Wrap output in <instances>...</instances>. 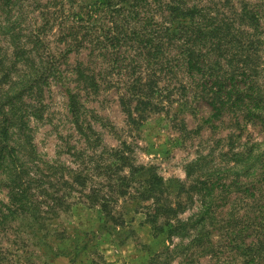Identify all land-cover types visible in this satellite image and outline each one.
<instances>
[{"label": "trees", "instance_id": "trees-1", "mask_svg": "<svg viewBox=\"0 0 264 264\" xmlns=\"http://www.w3.org/2000/svg\"><path fill=\"white\" fill-rule=\"evenodd\" d=\"M237 14L238 18H232L231 13L224 14L215 6L190 0H47L44 6L41 0H0V42L5 43L0 47V187L7 189L8 201L0 202V235L10 230L20 232L32 246L44 251L50 235L45 224L70 197V193H60L62 187L71 186L64 174L56 180L53 174L55 168L68 167L38 158L27 125L29 117H39L40 89L48 86L49 78L58 82L64 79L61 85L66 90L72 123L86 138V148L70 149L72 162L78 165V169L65 173L72 177L70 183L86 187L79 168H88L98 147L96 141L91 144L85 131L92 132L90 124L83 122L85 108L81 102L82 94L94 95L99 90L94 69L77 62L61 71L59 64H53L56 58L46 44L48 34L55 31L56 41L63 46L58 53L61 58L87 50L90 60H110L120 63L123 72L128 71L126 79L131 78L125 81V97H120L128 124L135 125L144 112L162 107L160 97L166 92L159 83L182 70L198 76L199 83L193 86L201 85L212 119L229 113L241 128L238 117L246 124L264 123V86L259 83L264 61L258 28L249 24L255 20L254 14L245 7ZM8 49H12L11 59ZM212 55L214 63L210 62ZM62 72L71 78H64ZM68 82L76 85L69 88ZM25 97L36 104L26 105ZM127 150L121 143L106 154L113 163H103L104 168H117L107 179L110 182L112 178L107 194L112 197L102 192L106 188L103 185L86 195L92 205H100L102 228L116 219L108 210L113 194L119 195L116 184L125 188L137 184L135 192L148 203L145 218L152 232L159 235L167 229L168 239L179 240L171 250L152 257L149 264H164L167 256H182L180 264H196L206 256L210 264H264L262 161L258 162L262 170L257 180L249 184L233 180L228 185L216 171L196 176V161L186 167L190 185L186 188L182 184L171 200L162 178L152 168L131 165ZM236 155L239 163H248L244 171L250 172L257 163L250 161V155ZM124 168H128L126 174L122 173ZM43 178L56 182V186L51 184L50 188ZM232 192L246 194L230 201ZM193 199L198 203L197 212L186 220L179 219ZM214 234L219 239L215 242ZM250 237L253 242H246ZM4 254L0 249V264L6 260Z\"/></svg>", "mask_w": 264, "mask_h": 264}, {"label": "rangeland", "instance_id": "rangeland-1", "mask_svg": "<svg viewBox=\"0 0 264 264\" xmlns=\"http://www.w3.org/2000/svg\"><path fill=\"white\" fill-rule=\"evenodd\" d=\"M46 1L41 0L42 6ZM190 2L215 6L224 14L231 13L232 18H238L237 13H240L243 7L251 11L256 22L249 21V24L252 28L256 24L258 28L263 42L261 62L264 61V0ZM244 29L249 30L246 26ZM46 44L55 55L56 62L53 64H59L61 71L69 70L77 62L94 69L99 90L94 95L82 94L81 102L85 108L83 122L90 124L92 132L85 131L91 138V144L96 141L98 147L94 149L95 156L88 163V168H79L86 178V187L81 188L70 183L72 177H67L65 173L78 169L75 168L78 166L77 161L72 162L70 154L73 151L70 149L86 148V138L83 133L76 131L72 123L67 108L66 90L61 85L64 79L58 82L57 79L49 78L48 86L42 85L40 89L39 117H29L27 125L31 130V142L38 158L52 165L68 167L55 168L53 174H56L55 180L60 177V173L64 174V180H68L71 186L62 187L60 193H70V197L65 207L58 209V214L50 217L45 224L50 235L46 239L48 248L44 251L32 246L20 232L10 230L5 235H0V249L5 253L6 259L3 264H149L152 257L166 252L165 249L171 250L179 243L177 238L168 239L167 229L159 235L152 232L145 218L148 203L143 202L135 192L137 184H129L128 188L116 184L119 195L113 194L108 208L116 219L101 227L104 217L100 205H92L87 201L86 195L92 192L94 194V190H100L102 185L107 188L102 189V192L106 195L110 193L108 185L112 183V178L110 182L107 179L115 174L117 168H104L106 165L103 163H113V158L110 160L106 154L117 150L123 142L128 147L130 164L139 168H152L154 173L162 178L168 195L173 200L182 184H185L186 188L190 185L191 180L186 177V167L196 161H199L195 166L196 176L202 175L203 172L216 171L226 185L233 180L249 184L258 179L262 170L258 162L262 161L264 167V123L251 121L246 124L238 117L241 124L239 128L229 113L212 119L211 109L203 98L201 85L193 86L194 83H199L196 74L192 77L179 70L175 77L167 82L161 81L159 87L164 88L166 92V95L160 97L162 107L153 112H144L138 123L132 125L128 124L120 105V97H125L126 94L125 81L131 77L126 79L128 71L123 72L120 63L114 64L110 60L106 62L93 58L90 60L87 50H81L78 54H66L61 58L58 53L63 46L56 41L54 30L47 35ZM3 45L5 46V43L0 42V47ZM8 50V58L11 59L12 49ZM215 59L212 55L210 62L214 63ZM62 75L64 78H71L66 72H62ZM259 83L264 86V75ZM74 85L75 82H68L69 88ZM24 100L26 105L36 104V101L33 103L27 97ZM130 104L134 106L133 103ZM15 138H12V142ZM99 153H103L102 157ZM236 154H241L243 158L250 155V161L257 163L250 168V172L249 169L244 171L245 163H239ZM127 170L128 168H124L122 173L126 174ZM43 181L50 183V188L52 185L56 186V182L49 178H43ZM6 190L0 187V202L4 204L8 202ZM34 191L36 192V189ZM249 191L252 192V188H249ZM245 194L232 192L228 199L231 201L242 195L245 197ZM197 210L198 203L193 199V203L188 204L178 218L186 220ZM242 213L243 211L240 212ZM212 240H219L216 234ZM253 240L250 237L246 242ZM168 257L164 264L182 263V256L170 259ZM198 261L196 264L211 263L209 256Z\"/></svg>", "mask_w": 264, "mask_h": 264}]
</instances>
